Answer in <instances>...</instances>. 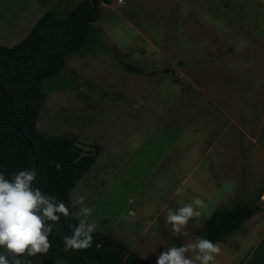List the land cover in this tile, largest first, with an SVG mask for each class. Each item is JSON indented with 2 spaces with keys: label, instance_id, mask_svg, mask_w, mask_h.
Returning <instances> with one entry per match:
<instances>
[{
  "label": "rangeland",
  "instance_id": "obj_1",
  "mask_svg": "<svg viewBox=\"0 0 264 264\" xmlns=\"http://www.w3.org/2000/svg\"><path fill=\"white\" fill-rule=\"evenodd\" d=\"M78 1L50 11L61 16ZM188 3L111 0L101 4L86 52L71 55L60 73L43 81L48 91L39 108L37 128L44 134H71L81 150L92 149V143L105 146L99 158L109 162L103 166L104 174L95 176L91 168L69 190L72 204L82 185L85 206L93 209L87 219L98 231L121 222L130 194L149 183L145 179L174 135L177 118L183 122L206 95L237 126L253 133L257 127L258 143L264 147V50L255 53L247 44L238 47L230 32L223 46L213 38L216 25L203 22L200 8L196 11ZM244 26L249 34L259 33L264 19L257 17ZM123 63L142 71H128ZM235 141L242 148L250 140L243 133ZM218 143L226 149L232 146L223 136ZM258 162L264 163V154ZM239 170L242 181L236 184L234 196L220 200L218 207H227L237 198L249 201L264 185V174L256 180L247 177L251 170L247 159L241 160ZM204 187L211 192L210 183ZM71 210L77 212L74 205ZM205 211L188 225L190 236L183 242L199 236L195 228ZM139 232L119 230L113 237L148 264H156L158 255L174 244L171 227L165 228L161 239L138 238ZM134 238L138 240L131 246Z\"/></svg>",
  "mask_w": 264,
  "mask_h": 264
},
{
  "label": "crops",
  "instance_id": "obj_2",
  "mask_svg": "<svg viewBox=\"0 0 264 264\" xmlns=\"http://www.w3.org/2000/svg\"><path fill=\"white\" fill-rule=\"evenodd\" d=\"M71 3L72 0H0V44L15 43L44 11L59 10ZM187 5L196 11L200 8L202 21L216 25L213 38L222 41L223 46L225 40L229 39L226 32H230L232 38L237 40L238 47L247 44L252 51L255 48V53L264 50V26H260V32L256 34H249L244 28L247 22L256 21L257 17L260 21L264 19V0H189ZM223 46L219 49H223ZM229 127L230 131L226 134ZM247 131L237 126L233 117L218 108L213 98L206 95L183 122L177 118L174 135L153 161L145 179L149 183L130 194L121 222L116 221L111 229L103 232L114 236L119 230L121 233L140 230L138 238L147 235L152 240L161 239L165 228L171 227L164 221L167 208L175 210L195 196L204 200L205 207L197 211L204 212L207 208L206 217L218 208L220 200L234 196L236 184L242 181L239 167L243 158L248 160L251 169L247 175L249 180L251 175L256 180L257 176L264 174V163L258 162V156L264 154V147L258 143L259 129L255 127L254 133ZM243 133L250 141L248 146L242 144L241 148L236 146L235 139L240 140ZM222 136L232 143L229 149L218 143ZM99 144L98 154L86 170L94 168L95 176H102L103 166L107 164V159L106 162L102 158L99 160L105 147ZM227 158L232 161L227 162ZM205 183L207 186L210 183L211 192L205 189ZM81 188L70 204V207L75 206L76 213L87 204L85 201L83 205L75 203L85 193L82 185ZM178 189L181 190L180 195H177ZM211 200H214L213 205H210ZM251 204V213L241 225L224 240L216 241L222 251L216 256L214 264H264V190L259 199ZM195 218L189 221V227ZM102 219L106 220V217ZM138 238L133 239L131 246ZM184 239L185 236H180L181 244ZM22 259L24 264H32Z\"/></svg>",
  "mask_w": 264,
  "mask_h": 264
},
{
  "label": "trees",
  "instance_id": "obj_3",
  "mask_svg": "<svg viewBox=\"0 0 264 264\" xmlns=\"http://www.w3.org/2000/svg\"><path fill=\"white\" fill-rule=\"evenodd\" d=\"M111 0H79L61 16L44 11L30 29L14 44H0V172L6 179H13L20 170L33 169L37 179L33 187H39L56 199L63 200L73 213L69 202V190L96 158L100 144L92 143V149L81 150L71 134H44L36 126L40 105L48 87L43 81L57 75L65 67L66 60L74 54L83 55L87 43L95 31L94 21L99 17L101 4ZM128 71L141 72L131 63H123ZM3 87L4 92L1 89ZM31 147H30V146ZM59 163L57 169L54 163ZM264 187L248 201L237 198L227 207L212 210L196 228V232L213 242L222 241L236 230L251 213L253 202L259 199ZM74 214V213H73ZM78 220L61 216L50 236V248L64 243L63 236L71 235ZM125 246L107 232L96 230L91 247L78 249L82 264H137V254L127 252ZM180 246V236H174L172 246ZM32 264H80L76 249L61 248L47 253L27 256ZM141 264H148L141 260Z\"/></svg>",
  "mask_w": 264,
  "mask_h": 264
},
{
  "label": "clouds",
  "instance_id": "obj_4",
  "mask_svg": "<svg viewBox=\"0 0 264 264\" xmlns=\"http://www.w3.org/2000/svg\"><path fill=\"white\" fill-rule=\"evenodd\" d=\"M50 163L60 168L58 162ZM36 179L37 172L31 168L16 172L13 179H6L0 172V264H24L25 255L47 253L51 247L49 236L61 216L78 220L77 224L70 225L71 235L63 236L66 250L91 247L97 225L90 223L87 217L93 209L85 206L78 213H70L63 200L58 201L41 188H34ZM180 191L177 190V195ZM84 199L80 196L75 203L83 205ZM204 207V200L195 196L175 210L167 208L164 221L171 225L174 236L187 237L189 221L199 215L197 209ZM221 251L218 242L197 236L180 246L167 247L158 255L156 264H214Z\"/></svg>",
  "mask_w": 264,
  "mask_h": 264
},
{
  "label": "water",
  "instance_id": "obj_5",
  "mask_svg": "<svg viewBox=\"0 0 264 264\" xmlns=\"http://www.w3.org/2000/svg\"><path fill=\"white\" fill-rule=\"evenodd\" d=\"M1 89H2V91L4 92L2 86H1ZM29 146H30V145H29ZM30 147H31V146H30ZM35 166H36V161H35V164H34V166H33V169H34V170H35ZM108 243L113 244V245H119V244H117V243H111V242H105V243L100 244L99 246H97V247L95 248V255H96V258H97V250H98V248H99L100 246L105 245V244H108ZM62 246H64V243L61 244L60 246H57V247H54V248H49L48 251H54V250H57V249L61 248ZM119 246L122 247V248H123L124 250H126L127 252L129 251V249H128L126 246H122V245H119ZM76 253H77V256H78V259H79L80 264H82V260H81V257H80V254H79V250H78V249H76ZM96 264H98V258H97V263H96ZM137 264H141V259H140L138 256H137Z\"/></svg>",
  "mask_w": 264,
  "mask_h": 264
}]
</instances>
